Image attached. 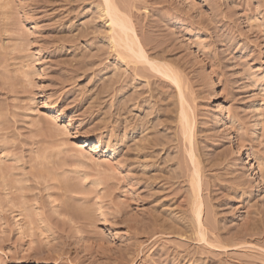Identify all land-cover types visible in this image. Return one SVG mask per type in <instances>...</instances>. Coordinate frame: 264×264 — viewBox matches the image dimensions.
<instances>
[{
    "label": "rangeland",
    "instance_id": "374dc122",
    "mask_svg": "<svg viewBox=\"0 0 264 264\" xmlns=\"http://www.w3.org/2000/svg\"><path fill=\"white\" fill-rule=\"evenodd\" d=\"M116 2L147 61L102 0H0V264H264V0Z\"/></svg>",
    "mask_w": 264,
    "mask_h": 264
},
{
    "label": "bare ground",
    "instance_id": "6f19581e",
    "mask_svg": "<svg viewBox=\"0 0 264 264\" xmlns=\"http://www.w3.org/2000/svg\"><path fill=\"white\" fill-rule=\"evenodd\" d=\"M99 10L108 21L107 30L109 32V37L111 38L113 47L123 49L121 53L118 52L119 49H115L116 52L120 53L121 56L125 51L127 55L125 53L124 54L130 59H134V61H147L148 59L146 57L145 50L139 40L138 35L135 33V29L131 20L121 10L116 0H102ZM151 66L154 70L158 71L163 76L170 78L174 83L180 86V78L170 67L160 63H151ZM180 120L183 124L185 136L188 139L190 145H192V121L190 119L188 110L184 106H181ZM85 144H87V146L91 145V147L93 145L92 141L90 140H86ZM255 170L256 167L254 168V171ZM197 181L198 179L195 181L196 186L198 184ZM197 195L198 194L196 192L195 212L198 223L201 225V205L200 201L197 199Z\"/></svg>",
    "mask_w": 264,
    "mask_h": 264
}]
</instances>
